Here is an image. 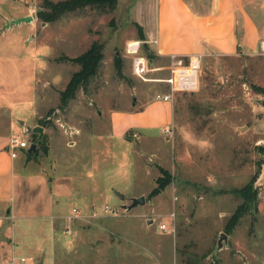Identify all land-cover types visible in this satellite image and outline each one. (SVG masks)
Here are the masks:
<instances>
[{"label": "rangeland", "instance_id": "374dc122", "mask_svg": "<svg viewBox=\"0 0 264 264\" xmlns=\"http://www.w3.org/2000/svg\"><path fill=\"white\" fill-rule=\"evenodd\" d=\"M42 2L0 0V53L37 55L40 76L49 80L39 108L48 106L37 125L54 133L57 117H65L85 130L73 147L61 143L60 133L51 140L49 154L41 156L46 172L64 179L71 192L56 208L64 214L49 216L51 209L43 205L30 208L23 187L18 188L20 212L1 208L0 264H264V50L201 55L196 88L172 94L170 123L160 119L164 102L154 97L167 89L159 79L168 76L169 59L144 51L141 44L135 53L126 51L127 42L142 40L134 20L143 0H115L104 9L86 4L50 21L36 15ZM22 15L31 19L11 22ZM92 41L102 52L95 73L57 111L56 90L78 68L65 57L80 54ZM133 54L144 57L138 74L131 67ZM149 76L153 81L146 80ZM132 101L150 105L143 112L123 110ZM109 116L114 130L152 124L139 137L126 132V140L110 134ZM31 132L22 133L27 142L37 137ZM42 135L47 143L48 134ZM158 165L172 178L148 197ZM253 173L255 200L224 232L241 201L234 189ZM138 192L144 203L122 207ZM80 202L93 204L92 211L72 206L80 213L69 216L71 205ZM172 221L173 232L158 228ZM220 232L226 238L217 247Z\"/></svg>", "mask_w": 264, "mask_h": 264}, {"label": "crops", "instance_id": "0c3cea01", "mask_svg": "<svg viewBox=\"0 0 264 264\" xmlns=\"http://www.w3.org/2000/svg\"><path fill=\"white\" fill-rule=\"evenodd\" d=\"M134 21L140 26L144 35L142 40L145 44L141 42V46L145 47L146 51L151 50L155 55L168 59L170 54L200 53L203 55L210 52L232 54L238 50L248 52L260 48L262 41L264 43V0H143L142 12L138 20ZM37 63V55L17 57L16 55L3 56L0 53V210L3 207L6 208L7 213H10L11 209L20 212L22 205L19 189L23 187L28 190L25 202L30 208L47 206L51 209L49 216H54L64 214L58 212L56 208L60 199L69 196L71 192L64 179L46 172L41 156L49 154L51 140L58 137L60 133V141L63 145L75 146L81 140L85 128L71 124L65 117H57L60 124L57 125V132L48 133L47 129L40 125L42 133L48 134L45 153L33 154L35 148L30 151L19 148L14 156L9 155L6 149L8 137L11 134L20 136L22 133L26 134L30 127L38 124L37 119L48 106L46 104L39 108L42 97L46 95L43 91L48 86L49 80L40 76L41 72L38 70ZM146 80L153 81V78L149 76ZM62 88L56 90L57 94ZM170 100H162L164 114L160 119H168L171 123ZM142 103L136 106L132 101L129 106L122 108L131 110L133 113L143 112L150 102ZM55 109L60 111L61 108L56 106ZM149 115L151 117L152 113L149 112ZM158 118L155 120L151 117L150 120L158 123ZM107 119L110 134L123 136L126 140H129L126 132L131 131L139 137L140 130L149 129L152 124L150 121L140 126L122 127V129L117 126L114 130L110 116ZM17 158L20 159L17 160ZM29 166H31L30 170L26 169ZM141 193L129 195L128 198L130 200V197ZM72 206L79 208L80 212L90 213L94 205L80 202ZM149 220L146 219V222ZM48 222L51 237L52 223L50 219Z\"/></svg>", "mask_w": 264, "mask_h": 264}, {"label": "trees", "instance_id": "16d2710c", "mask_svg": "<svg viewBox=\"0 0 264 264\" xmlns=\"http://www.w3.org/2000/svg\"><path fill=\"white\" fill-rule=\"evenodd\" d=\"M115 0H43V9H38L36 11V15L39 19L43 21H50L57 18L63 12L73 10L79 6H83L86 4H91L94 6H98L101 9L111 8ZM137 38L144 39V35L140 29V26L137 25ZM144 50L145 47L141 46ZM146 51V50H145ZM101 45L95 41H92L90 45L82 51L80 54L72 57H65L66 59L77 63L78 68L73 70L68 77L67 81L64 84V87L58 92V108H62L66 105L67 101L73 97L76 89L78 87L83 86V84L88 80L90 76L95 73L98 62L101 58ZM151 54V53H148ZM114 64L117 68V71L120 69V61L118 58L114 59ZM39 124H42L41 118L37 119ZM34 134V132H31ZM36 136H32L31 140H35ZM38 150L45 153L47 150V143L45 135H41V138L36 140V147L33 151V154L37 153ZM32 153V152H29ZM159 174L154 178L155 184L149 189L147 192V196L150 197L152 195L157 194L160 190L164 188V186L170 182L172 176L167 171V169L157 166ZM255 173L250 176L249 180H247L243 185L234 189L236 193L240 196L241 201L236 204L232 212L228 215L223 231H229L239 220V218L244 214L247 210L250 209V206L253 204L256 196V190L252 186V182L254 179Z\"/></svg>", "mask_w": 264, "mask_h": 264}, {"label": "built area", "instance_id": "2783aa9c", "mask_svg": "<svg viewBox=\"0 0 264 264\" xmlns=\"http://www.w3.org/2000/svg\"><path fill=\"white\" fill-rule=\"evenodd\" d=\"M142 41L143 40H132L127 42L126 51L131 53L137 52ZM262 42L260 48L264 50V44ZM132 57L131 67L134 69L135 73L138 74L140 71H143V67L141 66L143 58L137 54H133ZM200 58V53H191L188 55L170 54L168 76L159 79L168 83L167 89L163 92L155 93L154 97L160 100H170L172 94L176 91L192 90L196 88ZM168 130V128H164V131ZM28 144L29 142H27L22 136L11 134L7 139L6 149L10 156H14L17 149L26 148ZM107 208L108 207L105 205L104 210H107ZM70 215L79 216L75 207L71 208L69 216ZM168 215L173 217V212L170 211ZM158 228L160 230H170L173 232V221L171 226H167L164 222H160Z\"/></svg>", "mask_w": 264, "mask_h": 264}, {"label": "water", "instance_id": "95a60500", "mask_svg": "<svg viewBox=\"0 0 264 264\" xmlns=\"http://www.w3.org/2000/svg\"><path fill=\"white\" fill-rule=\"evenodd\" d=\"M29 19H31L30 15H22V16H18V17L11 19V22L17 23L19 21H22V20L27 21ZM142 44L144 45L145 41H142ZM30 130L32 132H37V137L35 140L29 142L28 146L26 147L27 151L34 150L36 140L41 138V135H42V127L40 125H37V124L33 125L32 127H30ZM115 193L117 194V197H119V198L123 197L122 193H120L118 191H115ZM143 202H144V196L142 194H140L137 196L130 197V202L126 205L122 204V207L129 208V207H131L137 203H143ZM225 238H226V234L224 232H220L218 235L217 241H216V246L219 247L221 245V240L222 239L224 240Z\"/></svg>", "mask_w": 264, "mask_h": 264}, {"label": "bare ground", "instance_id": "6f19581e", "mask_svg": "<svg viewBox=\"0 0 264 264\" xmlns=\"http://www.w3.org/2000/svg\"><path fill=\"white\" fill-rule=\"evenodd\" d=\"M264 44V43H263Z\"/></svg>", "mask_w": 264, "mask_h": 264}]
</instances>
